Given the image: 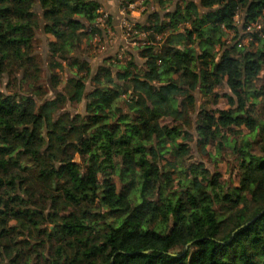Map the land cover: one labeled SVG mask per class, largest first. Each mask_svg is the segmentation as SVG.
Returning a JSON list of instances; mask_svg holds the SVG:
<instances>
[{"label": "trees", "instance_id": "obj_1", "mask_svg": "<svg viewBox=\"0 0 264 264\" xmlns=\"http://www.w3.org/2000/svg\"><path fill=\"white\" fill-rule=\"evenodd\" d=\"M155 2L135 27L144 64L94 73L73 54L102 35L99 0H0V264L26 232L51 244L50 264H264V0ZM66 61L77 75L61 92ZM193 143L215 165L228 151L238 184Z\"/></svg>", "mask_w": 264, "mask_h": 264}, {"label": "rangeland", "instance_id": "obj_2", "mask_svg": "<svg viewBox=\"0 0 264 264\" xmlns=\"http://www.w3.org/2000/svg\"><path fill=\"white\" fill-rule=\"evenodd\" d=\"M104 2V0H102ZM156 1V0H155ZM150 2L147 4V0H137L130 2V0H105V2H110V7H117L116 10H109L108 12H101L104 24L100 23L99 27L103 30L102 35H98L91 45H83L81 50L76 54H73L74 57L80 58L82 60H88L92 67L93 72L95 73L100 66L107 59H113L114 64L119 62L125 63L130 57L135 58L140 66L144 64V60L140 56V48L146 44V35L136 30L137 23H144L148 15L154 11H159L160 6L156 2ZM119 8V9H118ZM121 12V13H120ZM108 15V18H105V15ZM126 20L129 24L133 25V32H128L122 29V22ZM262 28H264V18L261 20ZM225 40L227 45H231L234 42V34L231 32H226ZM54 40L51 36H46L43 32L37 34L35 40V51L38 54L39 61L41 66L44 68L45 73L43 77V87L48 92L46 99H52L57 92L52 89V81L48 77L49 68V48L48 41ZM117 62V63H116ZM64 70L54 71L53 74L59 78L61 84L59 85L58 91L66 92V87L74 83L77 71L70 66V62H63ZM49 71V72H48ZM259 88L264 86V72L262 73L260 79L257 82ZM7 83L5 82L0 88L5 89ZM52 90V91H51ZM219 96L225 94L232 95L231 91L227 87H221L218 89ZM199 100V106L205 105L208 110L213 109H229L230 104L228 103L227 98H220L219 105L214 107L212 106L209 99H203L201 95H197ZM212 100V99H211ZM209 102V103H208ZM65 110L77 114L85 112V103L78 106L68 105ZM197 116V114H196ZM171 124V123H169ZM193 148V157L195 159L202 160L201 156L197 152L196 143L192 144ZM255 152H259L258 145L255 147ZM225 160L218 165L210 163L208 159H203L206 167L212 172L219 171L224 174V182H227L229 187H234L238 184L239 173L237 160L232 157V155L225 151ZM77 161H80V158H77ZM230 170L232 174H230ZM13 225L19 226L20 223H12ZM48 229V225L43 227ZM49 229H53L49 227ZM25 231V229H21ZM26 232V231H25ZM20 241L22 242L17 250H15L10 256L5 255L4 260L7 263H11L12 260H16L17 264H50L52 259L51 253V244L47 242L43 235L39 233H28L20 236ZM46 244V247L44 246Z\"/></svg>", "mask_w": 264, "mask_h": 264}, {"label": "built area", "instance_id": "obj_3", "mask_svg": "<svg viewBox=\"0 0 264 264\" xmlns=\"http://www.w3.org/2000/svg\"><path fill=\"white\" fill-rule=\"evenodd\" d=\"M128 1V0H127ZM134 1H137V0H130V2L132 3V2H134ZM105 18H108V15L106 14L105 16H104ZM104 20H103V18H100L99 19V24L100 23H102V24H104V22H103ZM122 29H124V30H126V31H128V32H133V29H134V27H133V25H131V24H129V22L128 21H126V20H123V22H122Z\"/></svg>", "mask_w": 264, "mask_h": 264}, {"label": "crops", "instance_id": "obj_4", "mask_svg": "<svg viewBox=\"0 0 264 264\" xmlns=\"http://www.w3.org/2000/svg\"><path fill=\"white\" fill-rule=\"evenodd\" d=\"M99 2L101 3V5H102V9H101V12H108L109 13V10L111 11V10H116L117 9V7H115V8H113V6L112 7H110V2L109 3H107V2H105V0H104V2L102 1V0H99ZM119 9V8H118ZM154 12H157V11H154ZM121 13V12H120ZM153 13V12H152ZM143 34H145V33H143ZM146 36H147V34H145Z\"/></svg>", "mask_w": 264, "mask_h": 264}]
</instances>
